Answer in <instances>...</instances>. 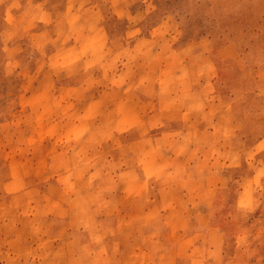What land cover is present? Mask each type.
Instances as JSON below:
<instances>
[{
  "label": "clouds",
  "instance_id": "clouds-1",
  "mask_svg": "<svg viewBox=\"0 0 264 264\" xmlns=\"http://www.w3.org/2000/svg\"><path fill=\"white\" fill-rule=\"evenodd\" d=\"M0 264H264V0H0Z\"/></svg>",
  "mask_w": 264,
  "mask_h": 264
}]
</instances>
